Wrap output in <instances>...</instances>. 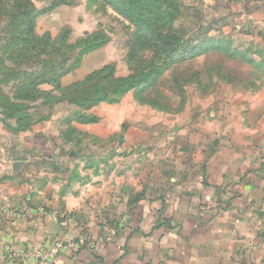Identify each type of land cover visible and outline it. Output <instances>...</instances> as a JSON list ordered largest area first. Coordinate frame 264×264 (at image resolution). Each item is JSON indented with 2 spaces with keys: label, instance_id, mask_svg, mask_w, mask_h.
Masks as SVG:
<instances>
[{
  "label": "crops",
  "instance_id": "0c3cea01",
  "mask_svg": "<svg viewBox=\"0 0 264 264\" xmlns=\"http://www.w3.org/2000/svg\"><path fill=\"white\" fill-rule=\"evenodd\" d=\"M200 2L217 28L264 44V0ZM107 47L62 86L108 65ZM148 108L62 102L20 132L0 113V264H264V88L183 125ZM56 243L54 259L20 256Z\"/></svg>",
  "mask_w": 264,
  "mask_h": 264
},
{
  "label": "trees",
  "instance_id": "16d2710c",
  "mask_svg": "<svg viewBox=\"0 0 264 264\" xmlns=\"http://www.w3.org/2000/svg\"><path fill=\"white\" fill-rule=\"evenodd\" d=\"M92 1L95 3L103 1L106 5L113 7L117 13L129 21L131 26L135 27V32L130 39L131 48L128 56V65L133 71L126 78H118L114 66L108 64L92 72L84 81L66 88L62 86V79L80 68L84 59L95 50L104 47L108 39L94 34L73 44L70 42L69 28H66L57 38H52L50 35L39 37L36 34L38 17L61 5H70L68 0L61 2L53 0L49 9L43 11H39L31 0H0V22L2 19V22L7 21L8 28L5 36L8 41L3 52L7 59H16L13 62L16 66L24 64L39 66L49 62L56 53L63 57V63L59 68L51 66L44 74L33 78V81L28 80V83L20 81L13 87V94L0 92V95H3L0 97V113L5 120L16 121L15 132L26 130L34 123L50 118L55 106L62 102L86 111L103 102L120 103L129 92L136 90L138 99L143 98L141 94L145 92L148 96L143 101L139 100L140 104L157 105L151 102L150 94L152 92L160 96V81L166 72L192 63L211 52L225 56L229 61L250 64L257 75V79L252 81L250 88L255 89L257 80L264 83V44L233 38V34L226 35L222 28H216V22L208 18L203 7L183 4L184 0ZM190 10L194 12L191 13ZM183 14L193 19L186 20L182 17ZM58 39L64 48L62 45L58 47ZM3 40L4 37L0 35V43ZM13 71L14 68L9 70V72ZM9 72L6 73L0 67V83L2 78L10 75ZM36 74L39 75L36 71L30 78L35 77ZM201 75L200 71L192 74L198 89L205 91L207 87H211L212 83L205 85ZM207 75L211 80L212 77L215 80L220 79L223 75L222 68L208 70ZM99 78L110 84L105 85L104 93H100L102 95L96 98V93L90 94V92L100 86ZM93 80L97 81L94 85H89ZM177 81L178 79L174 77V83ZM212 82L215 81L212 80ZM42 84H47L51 88L42 89ZM142 84L144 86L139 89L138 87ZM80 88L84 89L81 102L70 94L71 90L81 92ZM182 88L179 85L177 89L179 91ZM111 95L115 97L112 99ZM18 100L24 103H19ZM30 103L36 105L30 107L28 106ZM44 108L47 109L46 113L42 112ZM34 109H36L35 113H39L38 115L31 113ZM77 119L97 121L83 114H79Z\"/></svg>",
  "mask_w": 264,
  "mask_h": 264
},
{
  "label": "rangeland",
  "instance_id": "374dc122",
  "mask_svg": "<svg viewBox=\"0 0 264 264\" xmlns=\"http://www.w3.org/2000/svg\"><path fill=\"white\" fill-rule=\"evenodd\" d=\"M39 11L48 10L51 6L53 0H31ZM63 0H58L61 2ZM70 5H65L70 7L69 9H64V5L54 9L51 12H47L38 17L36 22V34L39 37H44L50 35L52 38L60 37L61 33L69 28L71 31V43H76L80 39L85 38L89 35L98 34L101 38L108 39L107 60L110 62L109 65L114 66L116 76L118 78H126L132 74V68L128 65V56L130 53L131 42L130 39L132 34L135 32V27L131 26L129 21H127L120 13H117L113 7L106 5L103 1L97 3L92 0H68ZM183 4L191 6L192 4L198 7H202L200 0H184ZM197 8V7H196ZM186 12V11H184ZM191 13L194 10H190ZM182 17L186 20H191V16L188 17L183 14ZM3 20V19H2ZM0 22V35L4 37L3 42L0 43V67L7 73L10 69L14 68L13 72H9L8 77L2 78V83H0V92L3 94H13V87L18 85L20 81L29 82L45 73L47 69L51 66L59 68L63 63V57L56 53V56L52 58L49 62L51 64H41L35 66L32 64L24 65H14L13 62L16 59H7L4 55V48L6 42L8 41L5 36L7 35V21ZM216 25V28L219 27ZM215 28V29H216ZM229 28H225L223 33L227 35ZM236 34H233V38ZM240 39V38H239ZM58 47L61 44L59 39L57 40ZM63 46V45H62ZM64 48V46H63ZM9 64V65H6ZM221 67L223 75L220 79L212 80L207 71L211 69H216ZM43 69L41 72L39 70ZM254 69L250 64L245 62H234L229 61L225 56L218 53H209L208 55L201 56L185 66H179L174 69L169 70L165 73L164 77L160 81V96L154 95L152 92L150 94L151 102L157 103V105H146L149 110H140V113L148 111L147 115L152 120V117H158V119H163L162 121L176 122L181 125L187 123L190 117L195 113L196 115L202 112L205 107L209 104L210 100L216 97L220 98L224 95L233 92L246 93L247 91H259L264 88L263 81H258L255 84V89L250 88L252 86V81L257 79V75L253 71ZM36 74L35 77H31L32 73ZM201 72V79L205 85L211 84V87H207L205 91H200L195 83V78L192 76L194 72ZM174 77L178 79L174 83ZM99 87L95 88L91 93H96V98L104 93L105 85L110 84L108 81L99 78ZM97 80H93L89 85H94ZM237 82V83H232ZM181 85L182 90L178 91V86ZM144 84L140 85L138 88L143 87ZM239 86V88H235ZM42 89L48 90L51 86L47 84H42ZM83 88H80L79 93L75 91H70L73 98H77L81 102V96ZM181 92V93H179ZM87 92L84 94L86 96ZM127 95H131L136 102L139 100L147 99L148 96L145 93L141 94L143 98H137V91L132 90ZM3 95H0L2 97ZM112 99L115 97L111 95ZM19 103H24L22 100H18ZM60 104V103H59ZM57 104V107L59 106ZM144 105L143 103H141ZM34 107L36 104L30 103L28 106ZM59 108L62 109L60 106ZM65 108V106H64ZM33 109V108H32ZM36 109L32 110L31 113H35ZM44 113L47 109L44 108ZM39 114V113H38ZM37 114V115H38ZM161 117V118H160ZM164 117V118H163Z\"/></svg>",
  "mask_w": 264,
  "mask_h": 264
},
{
  "label": "built area",
  "instance_id": "2783aa9c",
  "mask_svg": "<svg viewBox=\"0 0 264 264\" xmlns=\"http://www.w3.org/2000/svg\"><path fill=\"white\" fill-rule=\"evenodd\" d=\"M63 247L62 243H56L51 249L47 245H40L23 251L20 256L24 262L48 261L59 255Z\"/></svg>",
  "mask_w": 264,
  "mask_h": 264
}]
</instances>
